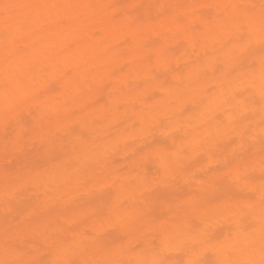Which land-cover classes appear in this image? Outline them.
Here are the masks:
<instances>
[{"label": "bare ground", "instance_id": "1", "mask_svg": "<svg viewBox=\"0 0 264 264\" xmlns=\"http://www.w3.org/2000/svg\"><path fill=\"white\" fill-rule=\"evenodd\" d=\"M262 3L264 0H0V264H28V262H34V264H110L113 261L131 264L138 258L141 262L163 260L165 264H187L189 260L195 259H199L200 264H221L222 261L227 260L232 261V264H248L249 261L259 264L261 247L264 244V232L261 230L264 226L261 209L264 206L261 205L259 209L262 200L258 197L262 192L258 191V199L256 197V200L250 202L252 199L249 198V193L252 191L247 193L248 195L241 191L247 188V186L243 188L245 180L246 184L250 185L249 182H253L252 179L255 181L257 176L260 178L264 172L260 171L259 175L254 172L253 176H250L249 171L244 172L242 165L243 171L242 169L241 171L246 173L245 178L242 179L244 183L241 182L242 186L238 182L244 176L241 172V177L239 172L237 174L240 177L239 180L233 178L231 180L233 183L237 180L238 183L234 185L238 184L240 189L243 188L239 191L235 188L237 191L235 194L230 192L231 189L228 191L233 183L230 182L231 185L228 187L226 180H221L222 172H217L213 174L212 182L210 181L212 175L208 178L210 186L208 180L202 182L208 183L207 188L199 183L201 185L199 188L201 190L204 188L203 193L198 188L201 195L199 192H197L199 195L191 194V190L187 189L190 183L185 184L187 181L190 182L188 179L193 176L191 172H193L194 162L192 163L191 158L195 155L194 159L198 155H196L197 148L198 152L209 150L214 152L215 147L210 149L214 145V140L211 141L213 139L211 134H215L217 130L214 131L215 133H210L212 129L209 131L208 128L204 131L207 137L210 135L212 137L209 140L205 138L206 144L203 139L204 143L201 144L193 137L188 144L191 149L188 150L189 147H186L188 149L185 150L186 154L189 151L190 155L184 156L185 146H180L177 143L180 140L176 137L181 139L182 133L185 136L187 127L184 132L180 133V136L179 131L185 127L181 126L182 121L185 125L187 123L185 121L189 119L178 118L180 122L176 116L183 117L182 115L186 112L190 113L191 108H194L197 103L203 106L206 102L204 98L205 100L208 98L205 95V97L197 98L198 102L194 100L193 106L191 104L190 106L189 101L186 100L188 101V103L185 102L186 110L185 107L180 105L182 109L179 106V100L182 98H193V95L190 96L195 88L193 91L190 90L189 96V90L186 92L187 88H180L179 85L181 84L182 87L183 82L189 80L195 83V70L193 72L195 66L202 63V67L204 64L203 68H205V63L214 62L215 59L222 61V65L221 62L216 61L218 64L215 63V67L220 68L226 63L227 68L230 67V72L234 71V66L238 67L241 63L244 66L238 55L239 53L243 55V53L238 51L235 56L231 53H235L234 49L242 48V45L236 42H239L243 36H247L249 31L255 34L253 41L259 39ZM5 5H22L23 7L5 9ZM6 13H10L7 20ZM240 36H242L241 39ZM251 48L250 50H253ZM251 52L252 56L253 54L255 56V53ZM217 55L222 59L219 58V60ZM243 58L246 57L243 56ZM199 69L196 70L197 74L201 71V68ZM226 71L230 75L229 70L226 69ZM200 76H196L197 80ZM223 76L221 75L222 79L216 78L215 82L223 81L228 75ZM183 78L184 81H180ZM168 79L170 81L172 79L175 83L171 81L173 83L170 84L171 88L167 86L168 89H163L164 96L171 102L169 105L174 104L175 111L178 107L181 109L176 111L177 114L174 112L176 115L173 113L175 120L172 118L174 115L168 113L167 123L166 118L165 120L160 119L165 115L164 113L162 115V103L154 104L162 92H159L161 95L157 97L151 94L152 89L148 87L154 86V90L155 86H161L162 83L159 82H167ZM202 81L203 79L200 78L196 85L205 84L206 80ZM108 82L114 84L115 87L122 85L118 86L120 90L116 87L118 93L108 95L104 92V88L103 91L101 90L102 85ZM178 82H180L179 85ZM174 84L177 86L172 88ZM188 86L191 85L188 84ZM135 87L138 89L136 90ZM163 87H160L161 91ZM203 93H205L204 89ZM226 93L225 90L224 95ZM103 94L105 98H102ZM219 96L222 99V94L215 98ZM135 97V104L139 103L137 97L145 98L144 101L147 100L140 102L139 105L142 108L137 109L140 106L130 107ZM215 98L210 99L215 100L214 105L217 100ZM148 101L150 103H147ZM221 101L223 102V104L220 102L221 105L226 103L223 99ZM120 102L124 105L122 110L118 109ZM198 105L194 108L195 112L194 109L191 112L199 114L197 107L200 106ZM189 106L190 110H188ZM132 108L136 110L132 111ZM201 108L200 111L206 109L204 107L205 109L201 110ZM210 111L215 113L213 110ZM131 114L140 120V126L139 122L135 124L133 122L138 120L131 119L133 123L130 124ZM190 115L187 117L191 119ZM200 117L199 119L203 116ZM237 117L242 120V117ZM203 118L209 121L206 120V116ZM212 118H209L210 122ZM171 119L176 127L180 124L179 128H182L172 130L168 135L167 130L170 129L168 127L175 128ZM227 119L229 120L227 123L232 122L235 125L231 126L226 123L228 129L219 128L221 132L223 131L221 135L226 136L225 141L227 137L231 140L230 132L232 135L233 132L238 135V130L244 128V124L240 127L239 119L238 123L232 120L233 118ZM246 120L244 118L243 123H246ZM158 121L161 125L166 124L165 130H161L162 127ZM188 122L190 126L195 127V120ZM170 123L172 125H169ZM134 125H138L139 129L138 126L136 129ZM198 127H200L199 124ZM198 127L194 129L198 130ZM200 129L198 131L201 132L202 129ZM188 130L190 129H187V133L192 136L197 131L192 129L191 133ZM161 132L164 136L172 137L169 139L173 142V147L176 146L175 152L162 154V146L165 149L169 144L170 149L173 147L171 141L166 140L168 136H163L164 139L167 137L163 141L170 142L169 144L162 141ZM218 132L220 136V131ZM197 133L196 138L199 139L200 135ZM157 134H160V137ZM234 136H231L232 140L229 141L239 147L238 151L234 150V152L239 154L240 150L245 156L253 155L251 152L255 154L259 152L257 151L259 145L256 142L245 146L242 140H236L237 136L234 141ZM185 137L182 139H186ZM236 142L238 143L235 144ZM220 143L218 144L221 147L216 145V149L217 147L222 149L223 152L220 151L225 152L226 159H230L228 157L230 153L228 154L226 150V148L231 149L230 144L228 141L224 142L225 144L222 142V145ZM145 147H148L150 152L153 147L155 158H151L152 161L146 160L150 164L152 162V166L142 161L144 157L139 159L143 162H141L142 165L137 160L136 155L142 154ZM233 147L232 151L235 148ZM210 151L209 154L212 153ZM216 152L218 154L219 150L217 149ZM206 154L204 156L209 160L210 155ZM120 156L122 159L118 158ZM199 156L196 157L197 160L204 158L202 154ZM116 157L120 163H116ZM242 158L247 159L243 156ZM122 160L125 161L124 164H127L126 166L122 163L124 166L121 167L125 173L116 165L117 169H120V172L117 170L119 172L117 174L115 164H121ZM199 160H195L193 165L199 164L201 162ZM138 165L146 173L139 172V169H136ZM145 165L153 169V173ZM109 166H112L110 171H108ZM153 166H156L155 169L158 167L160 171L158 169L156 171L158 170L157 173L160 172L161 176L158 177L157 174L158 180L154 177L152 181L147 179L149 181L143 183L147 181L145 179L147 176L150 178L147 172L154 174ZM239 167L238 171H240ZM217 176L221 178L220 182H225L221 184V187L226 185L227 190L221 189L218 180L215 181V178L219 179ZM154 180L158 181L160 186H156L158 189L153 186V183H156ZM179 182L182 183V189L179 185L176 186ZM183 183L186 189H183ZM251 187L248 188L254 189V186ZM182 190L190 192L188 194V191H184L186 195ZM258 193H254L255 196ZM180 195H183L182 198L189 203L188 205L186 203L187 206L181 203L182 201L185 204L184 200L179 197ZM229 196L232 200L233 197H239L238 199L245 197L244 202L253 203L250 205L255 208H249V210L248 206H244V212L242 209L241 212L240 209L238 210L243 218L238 214V219L233 220L234 223L240 221L238 228L242 230L239 232L235 226L237 223L232 225L234 223L229 222L230 217L228 216L234 215H230L229 209L227 214L225 206L223 207L222 202L227 203L229 200L228 203L231 204L235 201L230 200ZM177 201L182 204L179 208ZM213 201L221 202L222 207L221 204L214 206ZM254 201L258 206L254 205ZM195 204L200 206L192 207ZM240 206L241 204L238 207ZM228 207L230 206H226ZM238 207L233 208L238 209ZM245 211H247V216L244 215ZM235 213L238 212L235 211ZM219 216L223 219L220 220ZM235 217L237 218V215ZM193 218L199 219L202 224L199 221L196 224ZM220 221L224 224L221 225ZM227 221L228 225L225 224ZM244 222L247 223L244 224ZM198 224L202 226L201 230L197 228ZM229 224H231L230 227H228ZM196 228L201 233L195 231ZM234 228L238 233L234 236L230 234L232 237H228L226 230L229 229L231 232L232 229L233 232ZM190 231L194 235L196 232H199L198 235L205 232L207 234H204L205 237L200 235L201 237L196 238L197 234L190 236L192 234ZM156 234L160 236L158 239L163 247V253L161 251L160 254L159 250V255L158 253L154 255L155 258L151 256L154 253L151 247L149 251L148 245L154 240L153 236ZM135 243L140 245L146 243L147 254L148 252L153 254L144 259L140 257V254L132 253L131 247L133 245L135 247ZM144 248L141 249L144 251Z\"/></svg>", "mask_w": 264, "mask_h": 264}, {"label": "rangeland", "instance_id": "2", "mask_svg": "<svg viewBox=\"0 0 264 264\" xmlns=\"http://www.w3.org/2000/svg\"><path fill=\"white\" fill-rule=\"evenodd\" d=\"M246 35H247V34H246ZM242 36H243V35H242ZM242 36H240V39H241ZM243 37H244V36H243ZM245 37H246V36H245ZM237 40H239V39H237ZM237 40H235V41H237ZM255 41H256V43L254 44ZM255 41L252 40V41L250 42V43L253 42L252 44H254V45H252V44L250 45V43H249V41H248L247 39H241V40H239V42H236V44L242 45V46H241L242 48H240L241 51H240V50H237V49H236V50L234 49L233 51H234L235 53H231V54H232V56H235L236 54H238V53H237L238 51H239V52H242L243 55H242V54L240 55V53H239L238 55L241 57L244 66H242V63H241L240 66H238V67H237V66H234V68H236V67H237V68H236V69L233 68V70H234L233 72H230V67H228V68H229V69H228V68H227L228 65H227L226 63L222 66L223 68H222V67H220V68H219V67H215L214 64L216 63V61H217L218 63L221 62V65H222V61H218V60L215 59L214 62L209 61V62H210V63H208V64H209V68H208V64H207V63H205V64H206V65H205V68H203V67H204V64H203V67H202V65H201L202 63H201V64H200L201 66L198 65V66H200V67L195 66L196 68L193 69V72H194V70H195V74H196V76L201 75L200 78H202L204 82H205V80H206L205 84L202 83L203 81L201 82L203 86L201 85V83H200V84L198 83V84L201 85V86L196 85V83L199 81L200 78L198 77L199 79L197 80V77L195 76V74H194V76H195V78H196V79H195L196 81L194 80L195 83H193V80H189L188 82H186V81H184V78H183V79H181L180 81L183 80V81L186 82V83L183 82L182 87H181L180 82H178V85L180 84V85H179L180 88H183V87H184V88H187V89L185 90L186 92H188V90H189V96H190V92L193 91L194 88L197 90V91H196V90L194 89V92H193V93H195V91H196V93H195V94H193V93L191 94L190 97H192V95H193V98H188V99H186L187 97H184V98H182L181 100H179V102H180V103H179V106L181 105L182 107H185V110H186V107H187L186 104H185L186 100L189 101V103H188V101H187L186 103H188L189 105L191 104V105L193 106L192 102L197 101V100H196L197 98H200L201 96H204V95L208 97L207 100H205V98H204V101H206L207 103L204 102L203 100H200V101H203V102H204V105H203V106H200L201 104L198 105L199 103H197V105L200 106V107H202L203 109L206 108L205 110H202V108H201L202 111H200V107H197V108L199 109V114H198V113H195V114H194V112H195V109H194V108H195L197 105L194 106V108L192 107V108H191L192 110H190V106H191V105H190V106H189V109H188V110H190V113H189V111H188V112H186V113H188L187 115H186V113H185L186 116H185V115H182L183 117L185 116V118H183V117H181V116H179V115L176 116L177 119H178V118H179V119L182 118L183 120H184V119H185V120H188V119H189L191 122L195 120V124H194L195 127L197 128V127H198V124H199L200 127H198V128L200 129L201 126H202V128H201L202 130L200 129L202 133H201L200 131H198L199 129H198V130H197V129H194L195 127H193V125H192L193 123L191 124L192 126H190V124H189V122H188L189 120H188V121H185V122L188 123V125H187V123H186V124L184 123L185 125H183V121H182V125H181V126H185V127H183L184 130L181 129L182 127L179 128V127H180V124H179V126L176 127L175 124L172 123V122H174V121H172V120H173V119H174V120L176 119V118H175V115L177 114L176 111H177V110H180V109L182 108V107L180 106L181 108L178 107V108H176V111H175V109L173 108L174 104L172 103V105H171V104L169 105V103H171V102H170V101L164 96L163 89L167 88V86H169L168 88H171V85H172L173 83H175V82H173L172 79H171V81H172L173 83H172L169 79H168L167 82H166V81H161V82H159V83H162L161 86H160V84H159L160 87L164 86V87L162 88V91H161L160 87H158V86H155V89L153 90L154 86H153L152 88H150L151 86L148 87V85H147V87H148L150 90L152 89V90H151V91H152L151 94H155V96H157V97H159V96L162 94V95H161L162 97L160 96L159 98H161V99L163 98V99H162L163 102L161 101V99L159 100V98H158V100H156V101H155V99H157V98H155L154 100L151 101L152 103L155 101L154 104H160V103H162V115H163V113H164L165 115H163V116H162L163 118H160V119H164V118H166V117H169V116H168L169 114L172 115L174 112H176V114L174 113L175 115L173 114L174 117H172L173 115H172V116L170 115V117L173 118V119H171V123L174 124L175 128L172 127L173 129H171V126H169V125H172L171 123L168 125L169 127L166 126V127L170 128L169 131L167 130L168 135H169V132H172V130H176V129L178 128L179 130L181 129V130H180L181 132L179 131V136H180V133L184 132V131H185V128L187 127V128H186V132H185V136H186V137L184 136V133L181 134L182 137H185V138H186V139H184L185 141L182 139L181 136H180L181 139H179L178 137H176L178 140H180V141H178L177 143H178L180 146L183 145L182 147L185 146V147H184V153H183V150H182V153L184 154V156H188V155H190V154H189V151H188V153L186 154L187 151H185V150L188 149V148H186V147H189L188 150L191 149V146H189L188 144H189L190 140H191L193 137H195L194 139H196L197 141H199V143L201 142V144H203L204 141H205V144H206V141L209 140V139H211V138L213 137V139H211V141L214 140V141H213V144H214V145L211 146L210 149L212 150V149L215 147V148L213 149L214 152L209 150L210 153L212 152V153H211L212 155L209 154V151H205L206 153L208 152V153L206 154L205 152H202V151H199V152H200V153H199V152H198V148H197V150H196V155L198 154L197 156H199V155H201V154H202V156H204L205 154H206V155H210V156H209L210 158H209L208 156H206V157L209 158V160H208L207 158H205V156H204V158L202 157V159H200V160L198 159L199 162L201 161L199 164H195V165H193V164L195 163V160L198 161V160L196 159L197 156H196L194 159H193V157H194L195 155L192 156V158H191V159H192V163L194 162V163L192 164V166H194V167L192 168L193 172H191L193 176L191 175L192 177H191L190 179H188V180H190V182L187 181V182L185 183V181H184L185 184L190 183V186L188 185L189 187H187V186H186V187H187V189L189 188V189L191 190V194H192V193H194V194H195V193L198 194L197 192H199L200 195H201V194L203 193L202 190H203L204 188L201 190V189L199 188V186H201V185H205V188H207V187H208V183H209V186H210V181L212 182V180L214 179L213 174H214V173H217V172H218V173H219V172H222V175H221V176L219 175L222 179H221L219 176H217L219 179H216V178H215V181L218 180L217 182L220 184V187H221V184H224V183H225L224 181H221V182H220V179H221V180H226V184H228L227 186L229 187V185H231L230 182H231L232 178H233L234 180H235V179H238V180H239V178L241 177V174H242V176H243V174H244L243 178H241V180L238 181V182H239V185L242 186V185H241V184H242L241 182L244 183V181H243L242 179L245 178V175H246V173H247L248 171H249L248 174H250V176H253V173H254V172H256L257 175L261 174V172H262L261 164H260V161H261V158H262V153H261V150H260V149H261V148H260V147H261V146H260V142H261V126H262V123H264V122H262V119H261V110H260V93H261V90L264 89V88H263V87H264V80H262V74H261V63H260V58H261V46H260V43H259V39H258V40H255ZM257 41H258V42H257ZM234 43H235V42H234ZM254 46H255L256 48H255ZM250 47H252V48L254 47L255 49L253 48V50H250ZM252 48H251V49H252ZM254 50H256V51H254ZM251 51H253V52L255 53V56H254V54H253L254 57L252 56V52H251ZM256 52H258V53H256ZM256 54H258V55H256ZM215 55H216V54H215ZM219 55H220V54H219ZM238 55H237V56H238ZM221 56H222V55H221ZM237 56H236V57H237ZM243 56L246 57V58H243ZM258 56H259V59H257ZM215 57H216V56H215ZM217 58L219 59L220 57H218V55H217ZM249 58H250V59H249ZM220 59H222V57H221ZM220 59H219V60H220ZM243 59H245V60H243ZM246 59H247V60H246ZM258 60H259V61H258ZM256 62H257L258 65L256 64ZM211 63H213V64H211ZM218 63H216V64H218ZM216 64H215V65H216ZM259 64H260V65H259ZM211 65H213L214 67L211 66ZM210 66H211V67H210ZM219 66H220V65H219ZM224 67H226L225 70H224ZM199 68H201V71L198 72V74H197L196 72H197L198 70H200ZM202 68H203V69H202ZM226 69L229 70V73H230L231 76H230L229 74H227L228 71H226ZM196 70H197V71H196ZM222 70H224V71H222ZM231 70H232V67H231ZM239 70H241V71H239ZM153 71H154V70H153ZM199 73H201V74H199ZM222 73H223V74H222ZM237 73H238V74H237ZM258 73H259V74H258ZM155 74H156V73H155ZM203 74H204V75H203ZM220 74H221L222 76H223L224 74H226V75H228V76H226V79H224L223 81H222V80H218V81L216 80L217 82H215V79H216V78H218V79H219V78L222 79ZM233 74H234V77H233ZM235 74H236V75H235ZM183 75H185V74H183ZM202 76H206V77L203 78ZM235 76H236V77H235ZM257 76H258V77H257ZM224 77H225V76H223V78H224ZM230 77H232V79H231ZM227 78H229L230 80L227 79ZM259 78H260V79H259ZM226 80H227V81H226ZM240 80H242V81H240ZM257 80H258V81H257ZM200 81H201V80H200ZM219 81H220V82H221V81H222V82L225 81V82H224V83L221 82V84H220ZM189 82H190V83H189ZM191 82H192V83H191ZM228 82H229V83H228ZM235 82H236V84H235ZM142 83H143V82H142ZM142 83H141V85H142ZM145 83L148 84L147 82H145ZM225 83H226V85H225ZM104 84H105V86L103 87ZM104 84L102 85L101 90L104 88V89H103L104 92H105L106 94H108V95H112V93L114 94V93L116 92V87H117L118 90H120V87L122 86V85H116V87H115V85L112 84V83H110V82H108V83H104ZM146 84H144V85H146ZM170 84H171V85H170ZM184 84H185V86H183ZM186 84H187V85H186ZM188 84L191 85V86H188ZM194 84L196 85V87H197V86H198V87H197V88H196V87H193V86H195ZM229 84H230V85H229ZM137 85H138V84H137ZM139 85H140V83H139ZM165 85H166V86H165ZM227 85H228V86H227ZM118 86H120V87L118 88ZM174 86H177V84H174V85L172 86V88H173ZM186 86H187V87H186ZM123 87H124V86H123ZM137 87H140V86H137ZM142 87L144 88V86H142ZM145 87H146V86H145ZM157 87H158V88H157ZM231 87H232V88H231ZM135 88H136V87H135ZM168 88H167V89H168ZM199 88H200V89L203 88L205 93H203V89H201V90H202V91H201ZM226 88H227V89H226ZM229 88H230V89H229ZM121 89H122V88H121ZM137 89H138V88H136V90H137ZM139 89H141V88H139ZM157 89H158V90L160 89V90L158 91ZM167 89H166V90H167ZM191 89H192V90H191ZM198 89H199V90H198ZM259 89H260V90H259ZM103 90H102V91H103ZM118 90H117L116 93H118ZM190 90H191V91H190ZM225 90H226L227 93L224 95ZM227 90H229V91H227ZM231 91H232V92H231ZM148 92L150 93V91H148ZM153 92H154V93H153ZM159 92H160V93L162 92V93L160 94ZM200 92H202L203 94L200 93ZM229 92H230V93H229ZM102 93H103V92H102ZM198 93H199V94H198ZM219 94H222V95H223V96H221V97H222L224 103H225V101H226V103H225L224 105H221V104H220V102L223 104V102L221 101L222 99H220V96L217 97V98H215V97L218 96ZM103 95H104V94H103ZM116 95H117V94H116ZM197 95H198V96H197ZM205 96H204V97H205ZM225 96H226L228 99H226ZM106 97H107V95H106ZM151 97H154V96L151 95ZM211 97L217 99L216 102H215V103H216L215 105H214V103H213L215 100L213 101V99H212V101H211V100H210ZM223 97H224V98H223ZM102 98H105V95L102 96ZM138 98H139V99H138ZM202 98H203V97H202ZM218 98H219V100H218ZM134 99H135V100L132 102L133 105H132V106L130 105V107H133V106H135V107H136V106H140V107H137V109L142 108L141 105H139V104H140V102L144 101L145 98L143 99V97H137V99H138L137 101L139 102V103H137L138 105L135 104V103H136V102H135V101H136V97H135ZM152 99H153V98H152ZM183 99H184L185 101H184ZM190 99H191V100H190ZM225 99H226V100H225ZM103 100H104V99H103ZM194 100H195V101H194ZM198 100H199V99H198ZM209 100H210V102H209ZM104 101H105V100H104ZM146 101H147V100H145L144 102H146ZM160 101H161V102H160ZM217 101H219L218 103H219L220 106L217 104ZM102 102H103V101H102ZM197 102H198V101H197ZM203 102H202V103H203ZM208 102H209V103H208ZM211 102H212V104H211ZM147 103H150V102L148 101ZM181 103H182V104H181ZM205 103H206V104H205ZM134 104H135V105H134ZM163 104H164V106H163ZM184 104H185V105H184ZM183 105H184V106H183ZM194 105H195V104H194ZM206 105H207V106H206ZM123 106H124L123 103L120 102V103H119V106H118V109H119V110H122V109L124 108ZM128 106H129V104H128ZM167 106H168V107H167ZM170 106H171V108H170ZM213 106H214V107H213ZM216 106H218V107H216ZM130 107H129V108H130ZM204 107H205V108H204ZM211 107H213L214 109L211 108ZM221 107H222V108H221ZM197 108H196V112L198 111ZM208 108H209V109H208ZM216 108H217V109H216ZM219 108H221V109L218 110ZM171 109L174 110V111H172ZM182 109H183V108H182ZM193 109H194V112H191V111H193ZM133 110H136V109H135V108H134V109L132 108V111H133ZM163 110H165V111H163ZM185 110H183V111L185 112ZM210 110L215 111V113L211 112ZM205 111H206V113H205ZM209 111H210L211 113H209ZM181 112H182V111H181ZM202 112H203V113H202ZM166 113H167V116H166ZM168 113H169V114H168ZM179 113H180V112H179ZM179 113H178V114H179ZM200 113H201V114H200ZM204 113H205V114H208V115H205ZM182 114H184V113H182ZM189 114H191V115H190V116H191V119H190L189 117H187ZM196 114H197L198 116H197ZM253 114H254V115H253ZM131 115H132V114H131ZM192 115H193V116H192ZM194 115L197 116L198 119H197V117H195ZM200 115H201V117H202V116H203V117L206 116V118H207L206 120H209V121H205L204 118L202 117L203 120L205 121V122H204L205 124H204L202 118L200 117ZM210 115H211V116H210ZM213 115L215 116V118H214ZM251 115H253V116H251ZM164 116H165V117H164ZM209 116H210V117H209ZM237 116H239L240 118L242 117V118H241L242 120H240ZM132 117H133V118H132ZM132 117L129 118L130 124L133 123V122H134V124H135V123H138V122L140 121V120L136 119V117H135L134 115H132ZM199 117H200L201 119H199ZM208 117H209L210 119L213 117L212 120H214V121L211 120V122H212V123H211V122H210V119H209ZM246 117L248 118L247 120H246ZM192 118H193L194 120H193ZM195 118H196V119H195ZM225 118H226V119H225ZM227 118H231V119L233 118L232 120H236V121L239 119L238 121H239V123H240V124H239L240 127H241V124H242V125L244 124V125H243L244 128L242 127L243 130H241V129L238 130V132H239L238 135H239V136H238L235 132H233V135H232V132H230V133H231V135H230L231 140H232V137H231V136H234V135H235V136L233 137V139L237 136L238 138H236V140H237V141H239V140L241 141V140H242V144L244 143L245 146H246V145L248 146L249 144L251 145L252 142H253V143L256 142V144L259 145V146H258V150H257V151H259V152L257 153V151H256L257 154H255L254 152H251V153H253V155H252V154H247L248 156H245V155H243V153L240 152V150H239V154H240V155H239L238 153H236V152L238 151L237 149H239L238 145H237V146L234 145V142H233V141H232L233 143H231V142L229 143V141H231V140H230L228 137H227L228 140H227V139H226V141L224 140L226 136L221 135L222 132H223V131L221 132L222 128H223V127H226L227 124H229V125H231V126H232V125H235V123L233 124L232 122H230V123H232V124L227 123V122H229V120H228ZM236 118H237V119H236ZM244 118H245V120H246V123H245V122L243 123ZM131 119H132V120H138V121H137V122H135V121L132 122ZM179 119H178V121L181 122V120H179ZM224 119H225V121H224ZM231 119H230V121H231ZM164 120H165V119H164ZM164 120H163V121H164ZM167 120H168V119L166 118L165 122H167ZM196 120H197V122H196ZM198 120L201 121V123H202L205 127H206L207 125H208V126L205 128V127H204V126H203ZM160 121H161V120H160ZM219 121H220V122H219ZM223 121H224V123H222ZM238 121H237V123H238ZM241 121H242V122H241ZM161 122H162V121H161ZM213 122H214V125H213ZM215 122H217V124H216ZM233 122H235V121H233ZM158 123H159V121H158ZM167 123H168V122H167ZM175 123H178V122L175 121ZM220 123H221V124H220ZM226 123H227V124H226ZM156 124H157V123H155V125H156ZM159 124H160V123H159ZM196 124H197V125H196ZM218 124H219V125H218ZM225 124H226V125H225ZM131 125H132V124H131ZM138 125L140 126V125H141V122H139ZM138 125H137V126H138ZM160 125H161V124H160ZM163 125H164V124L161 125V127H162L163 129L160 127L162 131L165 130V125H166V124L164 125V127H163ZM176 125H177V124H176ZM209 125H211V126H209ZM212 125H213V127H212ZM245 125H246V126H245ZM134 126H136V125H134ZM134 126H132V128H133ZM137 126H136V129H137ZM139 126H138V129H139ZM188 126H189V127H188ZM214 126H215V127H214ZM113 127H114V126H113ZM154 127H155V126H154ZM156 127H157V126H156ZM210 127H212V128H210ZM216 127H217V128H216ZM221 127H222V128H221ZM227 127H228V125H227ZM227 127H226V128H227ZM229 127H230V126H229ZM157 128H159V127H157ZM160 128H159V129H160ZM207 128H208V129H207ZM219 128H221V130H220ZM113 129H114V128H113ZM134 129H135V127H134ZM155 129H156V128H155ZM187 129H190V130H188V131H191V133L193 132V130H195V131L197 130V131H196V132L194 131V132H195V133H194V136H192V134H188V133H187ZM192 129H193V130H192ZM206 129L209 130V131L212 129V130L210 131V133H211V132H214L215 130H217V131H216V133L214 132L215 134H211V135H213V136L211 137V135H210V137H211V138H210V137H207V136H206L207 134H205V132H204ZM227 129H228V128H227ZM110 130H112V129H110ZM161 130H159V131H161ZM182 130H183V131H182ZM240 130H241V131H240ZM218 131H220V136H219V132H218ZM242 131H243V132H242ZM157 132H158V131H157ZM164 132L166 133V131H164ZM173 132H174V131H173ZM197 132H200V133H197ZM203 132H204V134H203ZM217 132H218V133H217ZM241 132H242V134H241ZM161 133H162L161 136H162V141H163V140H165V139L167 138V137H166V138L164 139V137H165V136H168V135H165V136H164L163 132H161ZM161 133H160V134H161ZM176 133H177V132H176ZM186 133H187L190 137H189ZM189 133H190V132H189ZM196 133L200 135V138H199V139L196 138ZM230 133H229V134H230ZM160 134H159V135L157 134V135L160 137ZM229 134H226V135H229ZM240 134H241V137H240ZM176 135H177V134H176ZM204 135H205V136H204ZM214 135H215V136H214ZM108 136L110 137V135H108ZM163 136H164V137H163ZM170 136H172V134H171ZM201 136H202V137H201ZM221 136H222V137H221ZM223 136H224V137H223ZM109 137H108V139H109ZM197 137H198V135H197ZM216 137H217V138H216ZM106 138H107V137H106ZM169 138L171 139L172 137H169V136H168V138H167L166 140H168ZM173 138H174V136H173ZM189 138H190V139H189ZM205 138H208V139L205 140ZM104 139H105V137H104ZM170 139H169V140H170ZM187 139H189V141H188ZM200 139H201V140H200ZM202 139H203L204 141H202ZM218 139H219V140L221 139V141H218ZM222 139H223V141H222ZM105 140H106V139H105ZM159 140H160V139H159ZM174 140H175V139H174ZM181 140H182L183 142H181ZM170 141H171V140H170ZM227 141H228V143H229L230 146H231V149H229V150L226 148L227 153H228V154L230 153V154L228 155V157H229L230 159H226V156H224V155H225V152L222 153L223 151H222V149H220L219 147H217V149L219 150V153L217 154V152H216V151H217V149H216V145L220 146L218 143H220V142H221V143H222V142H223V143H224V142L227 143ZM234 141H235V139H234ZM163 142H164V141H163ZM165 142H166V141H165ZM165 142H164V143H165ZM180 142H181V143H180ZM208 142H209V141H208ZM216 142H217V144H216ZM166 143L169 144L170 142H166ZM182 143H183V144H182ZM184 143H186V144H184ZM199 143H198V144H199ZM221 143H220V144H221ZM225 143H224V144H225ZM237 143H238V142H236L235 144H237ZM246 143H248V144H246ZM258 143H259V144H258ZM168 144H167V145H168ZM224 144H223V147H224ZM229 144H227V145L229 146ZM146 145H147V144H146ZM162 145H164V144H162ZM171 145H172V147H173V145H174L172 141H171ZM175 145H176V144H175ZM221 145H222V144H221ZM233 145H234V147L236 146V147H235L236 149L233 147ZM257 145H256V147H257ZM165 146H166V145H165ZM225 146H226V145H225ZM230 146H229L228 148H230ZM239 146H240V142H239ZM139 147H140V146H139ZM142 147H143V146H142ZM142 147H141V149H142ZM148 147H149V146H148ZM148 147H147V148L145 147V148L148 149ZM175 147H176V146H175ZM175 147H173L174 149H173V148L170 149V144H169V145H168V148L171 150V151H170V150H166V149H168V148L165 149V147L162 146V149H163V150H162V154H165V152H166V154H171L172 152H175V151H174V150H175ZM220 147H221V146H220ZM232 147L234 148L233 151H232ZM237 147H238V148H237ZM240 147H241V146H240ZM152 148H153V147H151V151H152V152H150L149 149H148V150L145 149L146 152H145V150H144V152H142V154L140 153L141 155H140V154H139V155H136V153H135V155L138 156V157H137V160H139V159L141 160V159L144 157V158L142 159V161H143V162H146V164H149V166H150V165L152 166V162H151V164L147 162L148 160H149V161H152L151 158H152V159H153V157L155 158V155L153 154V149H152ZM185 148H186V149H185ZM224 148H225V147H224ZM139 149H140V148H138V151H140ZM164 149H165V151H164ZM192 149H193V148H192ZM244 149H245V148H244ZM244 149H243V150H244ZM215 150H216V151H215ZM220 150H221L222 152H221ZM224 150H225V149H224ZM234 150H235L236 152H234ZM243 150H242V151H243ZM135 151H136V150H135ZM167 151H168V153H167ZM169 151H170V153H169ZM220 152H221V153H220ZM148 153H149V154L151 153V154L148 155ZM190 153H191V152H190ZM203 153H205V154L203 155ZM227 153H226V155H227ZM241 153H242V154H241ZM245 153H246V152H245ZM245 153H244V154H245ZM185 154H186V155H185ZM152 155H154V156H152ZM139 156H141V158H140ZM147 156H148V157L150 156V158L148 159ZM237 156H239V157H237ZM240 156H241V157H240ZM242 156L245 157V158H247V159L242 158ZM228 157H227V158H228ZM234 157H236V158H238V159H236V158L233 159ZM118 158H121V156L118 157ZM118 158L116 157V159H115V160H117L116 163H120V160H119ZM197 158H198V157H197ZM199 158H201V156H199ZM121 159H122V158H121ZM118 160H119V162H118ZM123 160H124V159H123ZM123 160H122L121 164H119V165H118V164H115V162H114L115 167H116V165H117V167H120V169H121V167H123V166L126 164V163H125V164L123 163V162H125V161H123ZM140 160H139V163L142 162V161H140ZM146 160H147V161H146ZM230 160H231V161H230ZM240 160H241V161H240ZM239 161H240L241 164L238 163ZM143 162H142V163H143ZM122 163H123L124 165H123ZM142 163H141L140 165H142ZM238 165H239L240 167H239ZM242 165H243V167H242ZM112 166H114V165H112ZM112 166H109V168H108L109 170H108V171L111 170L110 168H111ZM126 166H127V164H126ZM126 166H125V167H126ZM145 166H146V165H145ZM149 166H148V167H149ZM245 166H246V168H245ZM117 167H116V172H115V173H117L118 171L120 172V169H117ZM134 167H135V166H133V168H134ZM138 167H140V166L138 165V166L136 167V169H139V172H140V171H141V172H145V170H144L143 168L140 167V168L143 170V171H142V170H141L140 168H138ZM142 167H143V166H142ZM148 167L146 166V168H148ZM153 167H154V169H155L156 166H153ZM238 167L240 168V171H238V170H239ZM241 167L244 168V172H246V173H244V172L242 173L243 169H242ZM133 168H132V169H133ZM146 168H145V169H146ZM114 169H115V168H114ZM128 169H129V168H128ZM149 169H151V168L149 167ZM156 169H158V167H157ZM156 169L154 170V174H156L155 176H153V175H154V174H152V173H153V169H151V170H149V171H152L151 174H148V172H147V175H149L150 178H147L148 176L146 175L147 177H146L145 179H146V180H147V179H150V180H151V179H153V178L155 177L154 179H155V180H158V179H159L158 177H160L161 174H160V172L157 173L159 169H158L157 171H156ZM241 169H242V171H241ZM247 169H248V170H247ZM260 169H261V170H260ZM117 170H118V171H117ZM122 170H123V168L121 169V171H122ZM147 170H148V169H147ZM245 170H246V171H245ZM125 171L127 172L126 169H125ZM133 171H134V170H133ZM159 171H160V170H159ZM250 171H252V172L250 173ZM260 171H261V172H260ZM119 172H118L117 174H119ZM122 172H124V170H123ZM134 172L137 173L136 171H134ZM238 172H239V176H240V177L237 175ZM240 172H241V174H240ZM259 172H260V173H259ZM263 172H264V171H263ZM263 172H262V173H263ZM124 173H125V172H124ZM145 173H146V172H145ZM120 174H121V173H120ZM157 174H158V177H157L158 179L156 178ZM248 174H247V175H248ZM251 174H252V175H251ZM256 174H254V177L256 176ZM211 175H212V177L210 178V181H209L208 178H209ZM217 175H218V174H217ZM262 175H263V174H262ZM151 176H152V177H151ZM233 176H234V177H233ZM248 176H249V175H248ZM215 177H216V175H215ZM235 177H236V178H235ZM162 178H163V175H162ZM184 178L187 179L186 177H184ZM255 178H256V177H255ZM211 179H212V180H211ZM251 179H252V178H251ZM155 180H154V181H155ZM162 180H163V179H162ZM182 180H184V179H182ZM182 180H181V181H182ZM191 180H192V181H191ZM206 180H208V183H207V182L202 183V182H204V181H206ZM143 181H145V180H143ZM148 181H149V180H147V181H145V182H143V183H146V182H148ZM151 181H152V180H151ZM181 181H180V182H181ZM249 181H250V180H249ZM251 181H253V182H255V183L257 182L258 185L255 184V183L253 184V182H249V183H251V184H250V185H249V184L247 185V184H246V180H245V183L243 184V188L246 187V186H247V188H244V189H243V188L241 187V189H243L242 191H244V192L241 191V193H246V194H247V193H249L250 191H252V192L249 193V198L252 199L250 202H252L253 200L258 199V197L261 199V193H260V192H262V191H260V190L262 189V188H261V185L264 186V175H263V176L260 175V178L257 176V179H256L255 181H254V179H252ZM155 182L157 183L158 181H155ZM180 182L177 183L176 186L179 185V186L181 187L180 189H182V186H181L182 183H180ZM228 182H229V183H228ZM236 182H237V180L234 181V183H236ZM238 182H237V183H238ZM247 182H248V181H247ZM260 182H261V183H260ZM115 183H116V182H115ZM117 183H118V182H117ZM156 183H153V184H154V185H153L154 188H155L156 186H157V187H160V186L158 185V183H157V185H155ZM184 183H183V184H184ZM199 183H200L201 185H200ZM231 183H233V181H232ZM234 183L232 184L233 186H230V187H229V189H228V187H227L226 185H225V186L223 185L224 187L222 186L223 188L221 187V189H223V190H227V189H228V191L231 189L230 192H231V193L234 192V194H235V192H237V191H239V190H241V189H240V186H239L238 184H237V185H236V184L234 185ZM262 183H263V184H262ZM185 184L183 185V189L185 188V187H184ZM206 184H207V185H206ZM245 184H246V185H245ZM259 184H260V187H259ZM116 185H118V184H116ZM197 185H198V187H197ZM255 185H256V186H255ZM236 186H238V187H236ZM251 186H252V187L254 186V189H249V188H248V187H251ZM257 186H258V188H257ZM157 187H156V188H157ZM202 187H204V186H202ZM231 187H232V188H231ZM233 187H234V188H233ZM252 187H251V188H252ZM255 187H256L257 189H256ZM195 188H196V190H195ZM198 188L201 190L202 193L200 192V190H198ZM226 188H227V189H226ZM235 188L237 189V191H236ZM157 189H158V188H157ZM159 189H160V188H159ZM185 189H186V188H185ZM232 189H234V190H232ZM245 189H246V190H245ZM248 189H249V190H248ZM182 191H183V192H184V191L187 192L188 190H182ZM246 191H248V192H246ZM254 191H255V192H254ZM258 191H259V193H260V196L257 197V195H259ZM186 192H184V193L186 194ZM189 192H190V191H188V194H189ZM253 192H254V193L257 192L258 194H256V196H255V194H254ZM185 194H183V195L186 196L187 194H186V195H185ZM167 195H168V193L166 194V196H167ZM183 195H180L179 197L182 198ZM198 195H199V194H198ZM231 195H232V194H231ZM236 195H237V194H236ZM238 195H240V194L238 193ZM247 195H248V194H247ZM250 195H252V196H250ZM244 196H245V194H244ZM171 197H172V196H171ZM186 197H187V196H186ZM229 197H230V196H229ZM232 197H233V196H232ZM240 197H241V196H240ZM256 197H257V198H256ZM238 198H239V197H238ZM238 198H237V197H236V198L233 197V200H235V201H233V200L231 199V197H230V200L233 201V203L230 201L231 204L228 203L229 200H228V202L226 201L227 203H224L225 201L222 202V203H223V207L225 206V209H226L225 212L227 213V211H228V209H229V211L231 212V214H230V212H229V214H230V215H234V216H232V217H231V216H228V217H230V221H229L230 223H234V220H233V219H238V214H239V217L242 215V214L240 215L239 211L241 212V209L243 210L244 206H248V209H249V208H251V209L254 208V206H253V207L251 206V205H253V203H249V201H248L249 204L246 202V203H247V205H246V203L244 202V201H246V200L244 199L245 197H244V198H240V199H238ZM255 198H256V199H255ZM182 199H183L184 202H185L186 199H184V198H182ZM182 199H181V200H182ZM236 199H237L239 202L236 201ZM241 199H242V201H241L242 203L240 202ZM243 199H244V200H243ZM260 201H261V200H260ZM177 202H178V201H177ZM179 202H180V201H179ZM179 202H178V203H179ZM214 202H215V201H213V205H214V206H215V205H216V206H219V204H221V202L219 203V201H216V202H218V203H216V202L214 203ZM234 202H235V204H234ZM243 202L245 203L244 205H243ZM254 202H255V201H254ZM257 202H258V200H257ZM257 202H255L254 205H257V204L260 203V202H258V203H257ZM181 203L185 206L187 202H185V204H184V203L181 201ZM211 203H212V202H211ZM236 203H237V204L239 203V205L241 204L240 208L238 207L239 205L237 206ZM256 203H257V204H256ZM182 204L179 203L178 208H179L180 206H182ZM188 204H189V203H187V205H188ZM196 204H198V203H196ZM196 204H195L194 206H192V207H197L198 205H196ZM209 204H210V203H209ZM226 204H228V205H226ZM229 204H230V205H229ZM250 204H251V205H250ZM187 205H186V206H187ZM210 205H212V204H210ZM231 205H232V207H231ZM234 205H235V206H234ZM242 205H243V206H242ZM261 205H262V207L264 206L262 203L259 204V206H260L259 209L261 208ZM184 206H183V207H184ZM199 206H200V205H199ZM199 206H198V207H199ZM226 206H230V207L226 208ZM257 206H258V205H257ZM257 206H256V207H257ZM221 207H222V204H221ZM233 207H236V208L238 207V209L233 208ZM230 208H231V209H230ZM257 208H258V207H257ZM181 209H182V208H181ZM181 209H180V210H181ZM239 209H240V210H239ZM248 209H247V210H248ZM254 209H255V208H254ZM183 210H184V209H183ZM232 210H233L234 213H235V211L238 212V213H237V214H236V213L234 214V213L232 212ZM234 210H235V211H234ZM238 210H239V211H238ZM249 210H250V209H249ZM261 210H264V207H263V209H261ZM243 212H244V210H243ZM243 212H242V213H243ZM248 212H250V211H248ZM245 213H246V214H244V215L247 216V211H245ZM227 214H228V213H227ZM236 215H237V218L235 217ZM244 215H243V216H244ZM226 216H227V215H226ZM221 217H222V216H219V219H220V220L223 219V218H221ZM223 217H224V216H223ZM241 217H242V216H241ZM242 218H243V217H242ZM245 218L247 219V217H245ZM193 219L195 220L194 222H196V224L198 223L197 221H199V223H200V220H199V219H196V218H193ZM193 219H192V221H193ZM228 219H229V218H228ZM231 219H232V220H231ZM239 220H242V219L239 218ZM244 220H245V219H243V221H244ZM225 221H226V219H225ZM236 221H237V220H236ZM245 221H246V220H245ZM220 222H221V221H220ZM223 222H224V221H223ZM247 222H248V221H247ZM247 222H244V224L247 223ZM192 223H193V222H192ZM227 223H228V221L225 222V224H227ZM236 223H237V224H236ZM196 224L194 223V225H196ZM200 224H202V221H201ZM223 224H224V223L221 222V225H223ZM235 224H236V225H235ZM238 224H239V226H240V221H239V223H238V222H235V223L232 224V225H235V226L237 227V229H238V232H239V230H242V228H241V229L238 228V227H239ZM198 225H199V224H198ZM227 225H228V224H227ZM230 225H231V224H229L228 227H230ZM241 225H242V224H241ZM235 226H233V227H235ZM196 227H197V226H196ZM199 227H200V225H199ZM199 227H197V228L201 230V227H202V226H201L200 228H199ZM243 227H244V226H243ZM197 228H196L195 231H200V230H197ZM226 229H227V228H226ZM234 229H235V230H234ZM234 229H233V232H232V229L230 230L231 232H229V229L226 230V231H227V232H226V233H227L226 235H227V236L229 235L228 237H232V235H230V234H233V236H234L236 233H238V232H237V229H236V228H234ZM204 231H205V230H204ZM234 231H235V232H234ZM202 232H203V230H202ZM206 232H207V230H206ZM206 232H205V233H206ZM191 233H192V234H191ZM198 233H199V232H198ZM198 233L196 232V234H197V236H196V234L194 235V233L190 231V234H191L190 236H193V235H194V236H196V238H198V236H200V235L202 236V235L205 234V233H202V234H199V235H198ZM200 233H201V231H200ZM206 234H207V233H206ZM209 234H210V233L208 232V235H209ZM223 234H224V233H223ZM223 234H222V235H223ZM208 235H207V236H208ZM156 236H157V238H155ZM201 236H200V237H201ZM207 236H206V237H207ZM159 237H160V236H158V234H156L155 236H153L154 240L152 239L153 241H151V244L148 245L149 247L147 246V247L149 248V251H151V248H152V251H153L154 254L151 253V252H148L149 254H147L148 248L146 247V245H147L146 243H145V244L141 243L142 246H141L139 243H138V244L135 243V247H134V245L131 247V250H133L132 253H135V254H138V255L140 254V257H141V258L144 257V259L148 258V255H151V254H153V255H151L152 257H155L154 255H157V253H158V255H159V250H160V254H161V251H162V253H163V247H161L162 245L159 243V241H160V240L158 239ZM202 237H203V236H202ZM204 237H205V235H204ZM189 238H190V237H189ZM156 240H158V241H156ZM158 243L160 244L159 246H158ZM137 245H139V247H137ZM143 246H145V248H144ZM136 247H137V249H135ZM150 247H151V248H150ZM157 247H159V249H158ZM160 247H161V248H160ZM141 248H144V251H143ZM146 248H147V250H146ZM138 249H139V251H138ZM140 249H141L142 251H141ZM134 250H135V251H134ZM136 250H137V251H136ZM145 250H146V253L144 254ZM157 250H158V251H157ZM140 251H141V252H140ZM155 251H156V252H155ZM155 253H156V254H155ZM143 254H144V256H143ZM138 255H137V256H138ZM141 255H142V256H141ZM145 255H146V257H145ZM138 257H139V256H138ZM138 257H137V258H138ZM155 258H156V257H155ZM149 259H151V258H149ZM133 260H134V259H133ZM139 260H140V258H138L137 261H136V259H135V261H132V260H131L132 263H131L130 261H129V263L133 264V263L135 262V264H137ZM141 260H142V259H141ZM147 260H148V259H147ZM148 261H149V260H148ZM139 262H141V261H139ZM150 262H151V261H150ZM182 262H183V261H182ZM181 264H182V263H181Z\"/></svg>", "mask_w": 264, "mask_h": 264}, {"label": "snow or ice", "instance_id": "3", "mask_svg": "<svg viewBox=\"0 0 264 264\" xmlns=\"http://www.w3.org/2000/svg\"><path fill=\"white\" fill-rule=\"evenodd\" d=\"M23 7L22 5H5V9H10V8H19ZM262 8V14H261V27H260V33H259V43L261 46V58H260V63H261V74H262V80H264V3L261 4ZM10 16V13H6V20ZM254 33L252 31H249L246 37H242V39H247L249 43L253 40L254 38ZM260 110H261V119L262 122H264V89L261 90L260 93ZM261 153H262V158L260 161L261 164V169L264 171V123H262L261 126ZM261 200L262 204H264V186H262V193H261ZM262 216H264V210H262ZM262 232H264V226H262ZM28 264H34V262H28ZM110 264H122L121 261H113L110 262ZM138 264H165L163 260H153L151 262L144 261V262H138ZM187 264H200L199 259L195 260H189ZM221 264H232V261L227 260V261H222ZM248 264H256L255 261H249ZM259 264H264V244H262L261 247V260Z\"/></svg>", "mask_w": 264, "mask_h": 264}]
</instances>
